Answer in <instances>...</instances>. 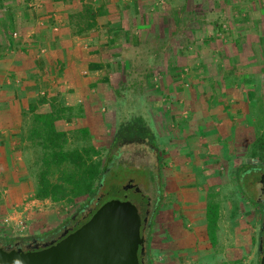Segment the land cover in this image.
<instances>
[{"label":"crops","instance_id":"1","mask_svg":"<svg viewBox=\"0 0 264 264\" xmlns=\"http://www.w3.org/2000/svg\"><path fill=\"white\" fill-rule=\"evenodd\" d=\"M84 1L102 12L92 29L77 36L71 34L67 16L79 9L69 2L80 5L78 0H0V226L8 235L40 237L66 219L44 206L50 203L47 199L28 201L23 195L15 196L23 190L15 187L12 159L13 142L22 125L20 113L28 114L31 104L36 113L47 111L50 100H55L70 107L73 114L95 119L100 111L117 104V96L135 92L143 111L163 121L159 128L168 155L163 160L166 166L161 165L167 172L162 176L164 196L160 199L191 223L203 222V256L217 240L221 242L224 226L233 242L229 246L248 249L254 227L261 221L260 185L255 175L253 194L245 196L237 174L242 164H249V149L258 131L264 130V0H231L237 18L230 28V40L218 38L229 31L222 30V25L181 26L187 9L171 8L169 43L176 36L183 41L188 34L202 37L191 47L175 42L179 50L168 42L157 45L146 58L154 63L163 60L169 66L162 76H129L125 68L138 56L139 45L131 41L132 32L146 25L143 20L149 16L145 12L151 0ZM255 2L262 5L259 18L254 16ZM6 32L7 42L2 37ZM125 34L131 38L127 43ZM192 65L197 72L190 69L177 74ZM146 81L149 84H143ZM40 98L45 101L39 103ZM68 120H56L55 129L65 131ZM82 126L89 133L98 128L92 123ZM249 172H243V178ZM209 202L217 206L214 243L206 232ZM10 215L24 218L27 228L22 235L13 232V221L2 222ZM174 238L159 264H180L172 250L187 248L191 237Z\"/></svg>","mask_w":264,"mask_h":264},{"label":"rangeland","instance_id":"2","mask_svg":"<svg viewBox=\"0 0 264 264\" xmlns=\"http://www.w3.org/2000/svg\"><path fill=\"white\" fill-rule=\"evenodd\" d=\"M243 2L240 1L239 4L242 5L244 4ZM148 3L149 6L145 13H148L149 16L143 20V23L146 25L138 28L140 32L134 31L135 29L132 32L133 39L131 41H134L139 46H135L138 56L133 58L132 55V62L129 66H125V68H129V76H162L166 68L169 67L163 60L154 63L147 59L146 56H150L157 45L161 44L160 47H162L166 42L169 43L167 27L171 21L169 16L171 8L177 10V8L182 7L184 10H190L185 11L182 20L179 22L181 26L188 25L193 28V26L200 25L203 28V24H209L213 27L222 25V30H228L229 28V31H227L228 33L219 34L218 38L220 40H228L230 38L229 33L233 19L237 18L236 15H233L237 13V10H235L236 12H232L233 3L231 0H151L148 1ZM255 3L256 4L253 6L255 7L254 11L256 10L254 16L256 17L258 15L259 18L262 14L260 11L262 5L261 2L260 4L257 2ZM69 4L75 10L80 7L79 4V7L77 4L75 5L71 2H69ZM149 8H152V10ZM191 12L193 15H190ZM152 13L155 14L151 16ZM144 15L146 16V14ZM144 28L147 30L143 31ZM5 34L6 35H2V37L7 42L9 32ZM188 36L189 38L186 37L187 41H183L184 38L182 36H176L174 38L175 41L172 40V43L170 42L169 45L172 44V46H174L175 42H182L180 45L191 47L194 42H200L202 37L193 34H188ZM130 39L131 38L125 34L124 41L127 43ZM178 46L179 45H175L174 48L178 49ZM125 50L129 51L128 49ZM118 51H121V49H118ZM192 66L193 67H189L186 71L177 72V74L184 75V73L188 72L190 69L197 72L196 69L198 68H195L196 65ZM143 84L147 85L149 82L146 81ZM145 90L147 89H144V91ZM133 94L132 96L125 94L124 97L121 96L123 98L117 96V104L110 106L108 110H104L103 112L100 111L95 119L86 120L81 114H73L67 118L69 120L65 126L67 135L66 146L74 147L76 145L92 144L100 151L101 157H103L105 152L112 146V138L114 137L117 125L121 122L130 121L134 116L141 117L153 135L154 146H151L147 141L127 142L118 145L117 149L113 152L115 158H113L112 164L107 167L103 184L96 191L93 200L89 201L86 207L90 206L96 198H99L100 205L111 199L121 200L123 196H126L125 200L130 202L136 201L139 196L147 198L149 200L148 207L150 210L154 208H156V210L158 209L157 213L154 214L149 234L148 254L151 264H159V261H163V257L165 256L163 254L166 253L167 256V253L173 245L171 242L174 241V237L183 240L185 235L191 237V241L187 242L189 244H187L188 247L172 250L173 255L180 257L178 258L180 264H257V247L259 239L261 238V221L254 227L251 245L248 249H235L229 246L233 245V242H229L227 234L228 228L224 226L223 229H221V242L217 240L212 249H210L211 251L208 252V255L203 256V222L202 224L199 221L195 224L191 223L182 213L177 215L175 209H170V205L167 206L168 203L160 199V195H162L161 198L164 196L163 191L162 194L160 191V186H164L165 183L164 177L162 176L167 172L165 170L166 164L163 160L166 159L168 155L167 149L164 148L167 147L166 138L163 139L161 136L162 130L159 128L160 122L163 121L157 122L158 118H155L153 113L143 111V107L139 103L140 101L135 100L139 97ZM146 97L148 98L149 96ZM19 117L22 125L17 129L19 135L15 142H13L14 150H12V153H15L12 155L14 156L12 159L17 175L15 187H18V189L22 187L23 190H21L22 194H20L21 191H19L15 193V196L20 195L19 197H21V195H23L26 200H30L33 198L34 172L36 170L35 161H37L40 155V149L35 146L32 141L25 138L27 128L29 127V115L20 113ZM83 122L87 124L92 123L98 127L91 130L92 133L88 132V137L86 139H82L81 133L79 132V128L83 127ZM258 132L262 134L264 130ZM255 149V154L252 156L250 154L249 157L251 159L248 163L264 164V144ZM252 150L253 147L249 149V152ZM156 157H158L165 166L158 168L157 164L159 161L156 160ZM255 175L259 176L260 174L257 171H250L244 175V178L242 172L237 174L239 190L243 195L250 197V195L253 194L254 182H252V179L256 177ZM128 182L134 185L138 189V192H135L132 188L126 189L124 192L122 187ZM259 196L260 200L263 201L260 189ZM85 200V198H77L70 203L66 201L52 202L49 200L50 203L44 206L54 208L58 214L60 213L67 218L70 214L80 209L81 206L86 203ZM157 206L159 208H157ZM182 211L183 210L180 212ZM43 229L44 225L42 228L38 227L37 231L39 232ZM57 232V229L53 231L48 230L46 234L41 236L40 241L55 236ZM0 235L13 237L11 234L8 235V232L2 226H0ZM142 236L145 241L147 229L143 230Z\"/></svg>","mask_w":264,"mask_h":264},{"label":"trees","instance_id":"3","mask_svg":"<svg viewBox=\"0 0 264 264\" xmlns=\"http://www.w3.org/2000/svg\"><path fill=\"white\" fill-rule=\"evenodd\" d=\"M78 2L80 3L79 9L67 16V24L71 34L77 36L92 29L96 24V17L102 12L101 8H94L92 4L84 0H78ZM44 101L43 98L38 100L39 103H43ZM34 109V104L29 105V127L25 136L27 140L32 141L40 149V155L37 161H35L34 199H48L52 202L66 201L70 203L74 199L85 198V202H89L93 200L96 191L103 184L107 167L112 164L113 158H115L113 152L117 149L118 145L127 142L147 141L151 146H154L151 130L141 117L134 116L130 121L121 122L117 125L114 137L112 138V146L105 152L103 157H101L100 151L92 144L67 147L66 132L56 130L54 122L73 115L71 108L60 106L55 100H50L47 111L36 113ZM77 114L80 113L77 112ZM79 132L82 139L88 137L87 127L79 128ZM255 137L251 156L255 154V148H259L264 144V132ZM156 160L159 161L157 167H161L162 162L158 157H156ZM240 169H242V173L257 171L261 174L264 172V164H242L238 172ZM258 178L259 176L256 177L257 182ZM259 207L261 222L264 224V201L260 202ZM155 211L156 208H154ZM216 220L217 206L209 202L205 208V221L210 243H214L213 235L216 229ZM151 226L152 221L150 227L147 229L145 241L140 233L143 238L144 264H151L148 254ZM30 237L38 238V236L9 237L0 235V246H10L14 242L23 239L27 240ZM257 256L258 264V250Z\"/></svg>","mask_w":264,"mask_h":264},{"label":"water","instance_id":"4","mask_svg":"<svg viewBox=\"0 0 264 264\" xmlns=\"http://www.w3.org/2000/svg\"><path fill=\"white\" fill-rule=\"evenodd\" d=\"M264 201V173L258 178ZM130 183L122 187L129 189ZM138 192L136 187L133 188ZM140 217L135 204L111 199L79 227L41 249L16 251L0 247V264H140L143 252ZM259 261L264 264V224L260 227Z\"/></svg>","mask_w":264,"mask_h":264},{"label":"flooded vegetation","instance_id":"5","mask_svg":"<svg viewBox=\"0 0 264 264\" xmlns=\"http://www.w3.org/2000/svg\"><path fill=\"white\" fill-rule=\"evenodd\" d=\"M134 187L135 186L131 184L130 188L133 189ZM123 191L125 192L126 190H123ZM122 195H125V194H122ZM125 199H126V196H123V199L121 200H125ZM88 203L89 202H86V204L81 206L80 209L73 212L65 220H63L59 224V226L56 228L58 232L55 236H51L50 238L44 241H40L41 239L40 237L38 238L30 237L27 240L23 239V240L14 242L10 246H6V247L0 246V247L12 249L16 251L36 250V249H41L43 247H46L44 246L45 244H48L49 242L58 241L63 236H65L66 234L70 233L71 231L79 227L82 223H84L90 217V215L94 212V210L100 206L99 198H96L90 206L86 207ZM132 203L135 204L140 217L143 218V223H141L140 225V233L142 234L143 230L148 229L151 225L152 217L154 214V209L150 210V208L148 207L149 200L147 198H144L143 196H139V198H137V200L133 201ZM143 258H144V253L143 252L141 254L139 253L138 259H139L140 264H144Z\"/></svg>","mask_w":264,"mask_h":264},{"label":"built area","instance_id":"6","mask_svg":"<svg viewBox=\"0 0 264 264\" xmlns=\"http://www.w3.org/2000/svg\"><path fill=\"white\" fill-rule=\"evenodd\" d=\"M32 201L34 200L32 199ZM10 221H13V228H12L13 232L22 235L27 228L24 218L21 216L14 217V215H10L6 218H3L2 220V222L6 224H8Z\"/></svg>","mask_w":264,"mask_h":264}]
</instances>
